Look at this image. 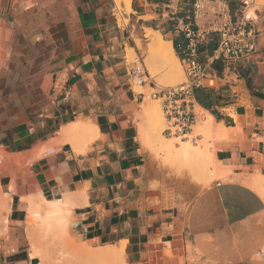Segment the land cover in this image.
Returning a JSON list of instances; mask_svg holds the SVG:
<instances>
[{"label": "crops", "instance_id": "0c3cea01", "mask_svg": "<svg viewBox=\"0 0 264 264\" xmlns=\"http://www.w3.org/2000/svg\"><path fill=\"white\" fill-rule=\"evenodd\" d=\"M193 2L131 0L119 26L113 0H0V152L45 149L25 167L0 170V192L11 197L0 264H36L17 234L27 218L22 199L37 192L73 203L81 242L126 241L129 264H264V199L249 184L264 180V4L228 0L257 54L240 63H250L247 76L223 70L204 90L208 109L195 100L223 129L210 149L220 178L204 185L173 173L140 141L141 96L126 48L138 56L136 41L146 47L153 30L182 62L187 40L177 26L188 23ZM216 46L210 37L198 60ZM77 121L94 125L90 140L50 149Z\"/></svg>", "mask_w": 264, "mask_h": 264}, {"label": "bare ground", "instance_id": "6f19581e", "mask_svg": "<svg viewBox=\"0 0 264 264\" xmlns=\"http://www.w3.org/2000/svg\"><path fill=\"white\" fill-rule=\"evenodd\" d=\"M130 1L131 0H113L116 7L115 9H117V11L120 10L121 5L123 4L125 7L124 12H126L127 15L131 12ZM118 16L121 15L119 14ZM145 38L149 40V43L146 48L152 50V54L153 56L158 58L161 68L164 69L170 75L174 74L176 76V79L173 80L175 83L178 82L181 83V80L183 81L184 79V71L180 64L179 59L176 57V55L173 52L171 43L165 41L159 32L153 30H146ZM126 50H127L126 58L129 59L133 55V49H126ZM148 63L149 60L147 59V64ZM155 72L156 70L151 68V73H155ZM171 82L172 80L166 81L167 84ZM140 90H142V87L139 86L137 92H140ZM151 102L152 101L149 100L140 104L141 116L144 117L149 116L152 118L150 128L146 131H148V133L154 136L153 141L150 142L148 141V139L146 138L144 139L145 137L144 129L142 127L138 128L140 140L142 139L143 143H145V145L148 146L146 150L150 149L152 145H155L153 146V148H156L155 152H162L165 156V158L162 161L163 166L169 167V169L171 168L170 170H173L174 171V172L172 171L173 173L176 172L174 170L176 168L172 169L173 167H177V166L179 167L180 165L179 163H184L185 165L184 164L183 166L180 165V168L177 169L179 172H181V174L182 172L184 173L189 171L190 174L186 173V175L188 174L187 176L191 175L189 177L186 176L189 180L193 178L194 180L192 181L196 180V182L202 184H209V182L215 180V178L220 177L221 175V170H219L220 164H218L215 161L213 154L210 152V149H202L201 144L196 146L195 144H191V142L188 140V137L194 134L191 133L189 135L184 136L183 138L184 141L181 140L182 138H178V137L166 138L162 135V129L165 123V119L162 116L160 110L161 108L157 103V101H155V103L153 104ZM196 110H198V112L199 111L202 112L203 114L202 116H204V119L201 117V115L197 114V111H195L197 118L194 128H196V130L198 131L204 132L206 135L207 134L210 135L213 138L218 137L222 127H216L214 125L212 117L207 112H204L199 107H196ZM230 117L232 119H235V117L232 115H230ZM219 128L221 129L219 130ZM94 130H95L94 125H91L90 123H85L83 121H77L63 128L61 131V136L53 140L51 142V145L57 147L69 143L75 146V144L82 138L86 137L88 140H90V135ZM199 136L201 135L198 134V135H194L193 137H199ZM43 150L44 149L42 148L36 149L34 152H32L29 155L28 154L8 155L3 152H0V170L2 171L11 166H22L24 163L26 164L35 161L43 154L41 153L43 152ZM185 162L188 164L186 165ZM184 175L185 173L182 174V176ZM249 184L264 199V180L263 179L254 180ZM10 200H11L10 196L0 192V216L3 217V220L1 217L2 221L0 220L1 221L0 226L1 228H3L2 226H4L5 227L3 228L4 230H6L8 224L7 217L5 216V214L9 211ZM25 200L27 201L28 204V212L33 217L35 216L34 218L37 219L39 218L41 220L39 221L42 223L44 229L48 231L55 230L54 233H56L58 229L60 230V231L58 230L59 232L68 231L70 229L72 223L70 219L69 209L70 207L73 206V203H71L67 197L63 196L61 199L49 200L46 197H44L41 194V192H37L36 194L29 196ZM3 229H1V231ZM5 233L6 232H4V234ZM2 234L0 232V235ZM126 244L127 242L124 241L119 245L109 246V248L105 250H94V251L87 249V247L76 246L77 248L74 249L75 250L74 255L76 256L79 254L78 256H82V257L86 256L84 258H86L87 260H94L98 262L101 260H106L107 262L105 264H126L125 263ZM33 246L35 245L33 244ZM36 253L37 252L32 253L30 257L33 259H37ZM49 261L51 262V260Z\"/></svg>", "mask_w": 264, "mask_h": 264}, {"label": "built area", "instance_id": "2783aa9c", "mask_svg": "<svg viewBox=\"0 0 264 264\" xmlns=\"http://www.w3.org/2000/svg\"><path fill=\"white\" fill-rule=\"evenodd\" d=\"M177 31L187 40L182 61L186 64L184 83L159 88L138 56L131 65L128 78L134 86H147V91L139 94L142 100H161L165 119L163 133L183 140L192 133L196 123L194 90L217 87L218 77L209 72L208 64L219 61L226 66L237 65L253 58L257 49L234 20L228 0H194L188 23L178 24ZM210 37L217 39V46L208 58V64H203L197 57L198 47Z\"/></svg>", "mask_w": 264, "mask_h": 264}, {"label": "rangeland", "instance_id": "374dc122", "mask_svg": "<svg viewBox=\"0 0 264 264\" xmlns=\"http://www.w3.org/2000/svg\"><path fill=\"white\" fill-rule=\"evenodd\" d=\"M256 1L259 4H264V0H256ZM116 11H117V9H116ZM118 11H117L118 12L117 21H118L119 26H122L123 24L124 25L127 24V21L123 20L121 16H118L119 14L121 15V13L123 12L122 9H120ZM163 39L165 40V38H163ZM213 39H216V38H213ZM136 42H137V48H138V50L140 52L138 57H140L144 61V65L146 67L147 72L149 73L150 77L152 78V81L155 82V84L159 88L173 87V86H176L178 84L184 83L186 81V64H184L183 62H180L181 66L183 68V71H184V79H183V81L181 80V83H179V82L175 83L173 80L176 79V76L174 74L170 75L164 69L161 68L159 60H158L157 57L153 56L152 50L146 48L147 46L144 47L141 42H139V41H136ZM148 43H149V40H148ZM126 49H128V48H126ZM126 52H127V50H126ZM126 55H127V53H126ZM206 55H207V53L206 54L204 53V54H202L200 56V62L203 63V64H208V59H207ZM136 56H137L136 53L133 51L132 57L129 58V59L126 58V62L128 64L132 65V63L136 59ZM147 59L149 60L148 64H147ZM249 66H250V63H246V62L243 63V64H239V65L237 64V65H232V66H226L225 64H222L221 62L218 61V65H217L216 69H214L212 67V64H208V70H209V72L215 73L217 76L220 73H222L223 70H225L226 72H231V73H240L241 76H243V74L247 76L248 73H246V70L249 69ZM151 68L156 70V72L155 73H151ZM241 71H242V74H241ZM169 80L170 81L172 80V82L167 84L166 81H169ZM257 84H260V82L258 81ZM138 87L139 86H134V85L132 87L133 91L135 93H137V94L145 93L147 91V86H145V87L142 88V90H140V92H137ZM255 87H257V86H255ZM240 91L241 90H239L237 92H240ZM244 92H245V90H244ZM145 100L142 101V99H139V103L142 104V103H144L146 101H149V100H146V101ZM150 101H152L151 102L152 104L155 103V101H157V103L159 104V106L161 108V100H150ZM140 104L138 105L137 110L135 112V116H136L135 118L139 119V123L137 124V128L142 127L144 129V131H145L144 139L146 138V139H148V141L151 142V141L154 140V136H152L146 130H148L150 128V125H151V122H152V118L149 117V116H146V117L141 116V105ZM242 104L245 105L248 108L249 107L251 108L250 103H249L248 100H242ZM160 110H161V113H162V109H160ZM195 111H197L198 115H201V116L203 115L202 112H200V111L198 112V110H196V107H195ZM227 114L234 116L235 119H236L234 109L227 110ZM162 116H163V114H162ZM163 118H164V116H163ZM164 128H165V123H164L163 129H162V135L164 137H166V138L174 137V136L169 137L167 134H164L163 133ZM192 134H194V135H198L199 134L201 136L193 137L194 135H190L188 137V140L191 142V144H195L196 146L201 144L202 145V149H211L213 147L212 143L214 142L215 138L211 137L208 134L206 135L202 131L196 130V128H194V127H193ZM191 137H193V138H191ZM198 138H201V140H197ZM194 139H196V140L193 141ZM140 141H141L142 146L146 149L148 146L145 145V143H143L142 139ZM182 141H184V140H182ZM153 146H155V145H152L150 147V149H147V151H149L151 154H154L155 157L160 162H162L163 159L165 158L164 154L162 152H155L156 148H153ZM55 147L56 146H50L49 148L50 149L51 148L54 149ZM44 152H45V149L41 153H44ZM27 164H29V163H26V164L24 163L22 165V167H25ZM179 164L181 166H183L184 163H179ZM187 164L188 163H186V165ZM180 165H179V167L177 166V167H173V168H176V170L178 171L177 168H180ZM187 173L190 174L189 171H187ZM189 176H191V175H189ZM218 178H220V177H217L215 179H218ZM204 185H206V184H204ZM25 199H27V198H23L22 199V202L26 205V212H27L25 230L22 233L17 234V235L22 237L28 243L26 251L29 253V256L32 253L37 252L36 253L37 259H36V262H35L36 264H43L44 262H45L44 264H70V263H72V264H105L107 262L106 260H101L99 262L98 261H94V260H87L86 258H84L86 256H84V257L78 256L79 254L76 255L77 256L76 257L74 255L75 254L74 253V251H75L74 249L77 248L76 246H79V247L83 246V247H87V249H89L91 251H94V250H105V249L109 248V246H116V245L81 242L80 240H78L75 237V235H74V233L72 231V224H71L70 229L68 231L59 232L60 230L58 229L59 231L57 230L56 233H54L55 230L48 231V230L44 229L42 223L40 222L41 220L39 218L38 219L34 218L35 216L33 217L28 212V204H27V201ZM8 212L5 215H7ZM69 212H70V209H69ZM1 217L2 216H0V220H1ZM2 220H3V217H2ZM1 221H0V224H1ZM2 227L5 228L4 226H2ZM3 228H1V226H0L1 234H2V232H3V234H4V232H6ZM1 229H3L4 231L3 230L1 231ZM4 235H6V233ZM31 241H33V242H31ZM33 244L36 247L33 246ZM48 249H49V251H48ZM129 253H130V251H126L125 252L126 264H129V256H128ZM49 255H50V257H49ZM53 255L55 256V258H54ZM49 260H51L52 263Z\"/></svg>", "mask_w": 264, "mask_h": 264}, {"label": "trees", "instance_id": "16d2710c", "mask_svg": "<svg viewBox=\"0 0 264 264\" xmlns=\"http://www.w3.org/2000/svg\"><path fill=\"white\" fill-rule=\"evenodd\" d=\"M217 65H218V61L214 62L212 67L214 69H216ZM194 97H195V100L197 101V103L201 107L208 109V104H207L208 97H207V94L204 90H202V89L194 90Z\"/></svg>", "mask_w": 264, "mask_h": 264}]
</instances>
